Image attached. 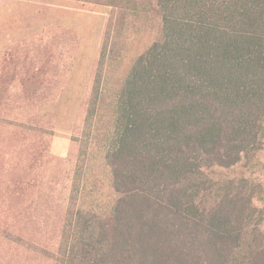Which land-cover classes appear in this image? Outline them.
<instances>
[{"label":"trees","instance_id":"1","mask_svg":"<svg viewBox=\"0 0 264 264\" xmlns=\"http://www.w3.org/2000/svg\"><path fill=\"white\" fill-rule=\"evenodd\" d=\"M155 5L162 38L136 59L107 118L114 205L78 217L80 237L62 264H264L253 196L210 175L261 142L264 0ZM94 99L104 103L99 93Z\"/></svg>","mask_w":264,"mask_h":264},{"label":"rangeland","instance_id":"2","mask_svg":"<svg viewBox=\"0 0 264 264\" xmlns=\"http://www.w3.org/2000/svg\"><path fill=\"white\" fill-rule=\"evenodd\" d=\"M143 4L0 0V264H62L78 217L111 211V102L162 38L155 0ZM210 175L247 190L264 229V122L257 149Z\"/></svg>","mask_w":264,"mask_h":264}]
</instances>
